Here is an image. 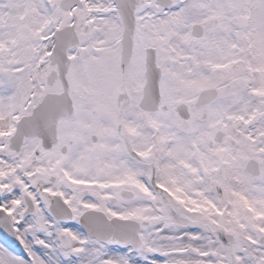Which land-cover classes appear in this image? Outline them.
I'll return each instance as SVG.
<instances>
[{
	"label": "snow or ice",
	"instance_id": "6c2138e0",
	"mask_svg": "<svg viewBox=\"0 0 264 264\" xmlns=\"http://www.w3.org/2000/svg\"><path fill=\"white\" fill-rule=\"evenodd\" d=\"M0 264H264V0H0Z\"/></svg>",
	"mask_w": 264,
	"mask_h": 264
}]
</instances>
